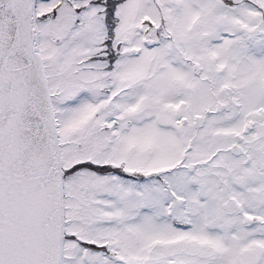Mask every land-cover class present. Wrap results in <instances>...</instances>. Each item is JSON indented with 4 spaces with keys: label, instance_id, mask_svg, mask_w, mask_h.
<instances>
[{
    "label": "snow or ice",
    "instance_id": "snow-or-ice-1",
    "mask_svg": "<svg viewBox=\"0 0 264 264\" xmlns=\"http://www.w3.org/2000/svg\"><path fill=\"white\" fill-rule=\"evenodd\" d=\"M0 264H264V0H0Z\"/></svg>",
    "mask_w": 264,
    "mask_h": 264
}]
</instances>
